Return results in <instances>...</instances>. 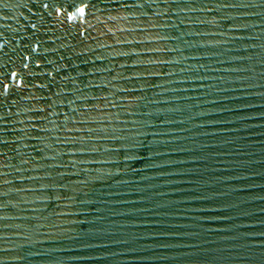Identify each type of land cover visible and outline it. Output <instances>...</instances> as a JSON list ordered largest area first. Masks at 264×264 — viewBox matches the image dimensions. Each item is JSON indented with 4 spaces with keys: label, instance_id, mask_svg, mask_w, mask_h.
I'll use <instances>...</instances> for the list:
<instances>
[{
    "label": "water",
    "instance_id": "1",
    "mask_svg": "<svg viewBox=\"0 0 264 264\" xmlns=\"http://www.w3.org/2000/svg\"><path fill=\"white\" fill-rule=\"evenodd\" d=\"M0 264H264V0H0Z\"/></svg>",
    "mask_w": 264,
    "mask_h": 264
}]
</instances>
